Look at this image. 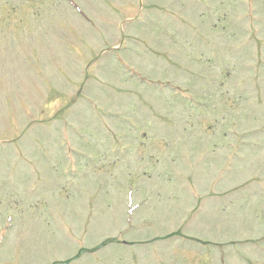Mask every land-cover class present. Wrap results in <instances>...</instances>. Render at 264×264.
Returning <instances> with one entry per match:
<instances>
[{
  "label": "rangeland",
  "instance_id": "obj_1",
  "mask_svg": "<svg viewBox=\"0 0 264 264\" xmlns=\"http://www.w3.org/2000/svg\"><path fill=\"white\" fill-rule=\"evenodd\" d=\"M221 260L264 264V0H0V264Z\"/></svg>",
  "mask_w": 264,
  "mask_h": 264
}]
</instances>
